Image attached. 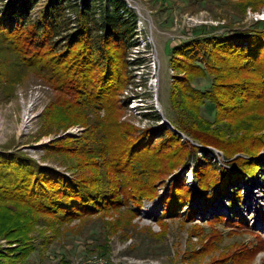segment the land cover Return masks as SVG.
<instances>
[{"label":"trees","instance_id":"16d2710c","mask_svg":"<svg viewBox=\"0 0 264 264\" xmlns=\"http://www.w3.org/2000/svg\"><path fill=\"white\" fill-rule=\"evenodd\" d=\"M235 1L243 10L264 4ZM67 9L75 14L72 29ZM136 22L124 0H0V97L3 85L11 83L3 91L11 97L14 77L33 71L59 93V103L49 109V123L64 129L85 127L77 138H66L74 146L50 144L65 149L57 153H64L60 164L66 171L41 164L19 149L0 150V235L14 244L0 250V264H16L36 249L30 237L39 219L34 216L64 224L121 207L137 215L128 202L140 206L145 199H155V178L166 174L172 176L163 187L162 214L179 215L182 207L209 191L202 193V171L210 165L224 168L205 147L221 151L229 168V158L257 155L264 145V19L256 18L244 28L226 25L222 32L197 34L171 46L175 78L170 100L183 111L176 128L201 148L181 140L164 124L135 134L117 121L118 95L132 82L129 62L140 66L144 60H127L128 49L138 44ZM197 78H208L209 85L196 87ZM203 109L212 111V119L201 115ZM100 110L104 116L95 120L83 113ZM144 115L159 119L152 112ZM66 154L79 160L73 162ZM165 156L172 160L161 170ZM84 168L90 172H81ZM182 169L193 171L196 189L185 183ZM194 214L191 205L184 216L192 220ZM217 220L223 219L217 216L210 222ZM219 236L213 231L210 241L215 244ZM262 244L257 241L217 264H244Z\"/></svg>","mask_w":264,"mask_h":264},{"label":"rangeland","instance_id":"374dc122","mask_svg":"<svg viewBox=\"0 0 264 264\" xmlns=\"http://www.w3.org/2000/svg\"><path fill=\"white\" fill-rule=\"evenodd\" d=\"M124 1L137 16L138 32V44L128 49L127 60L132 61L136 57L144 60L140 66L131 65L129 62L132 82L118 95V103L121 104L117 121L125 130L131 129L130 132L135 134L147 127L164 124L180 135L181 140L199 148L203 147L191 140L185 132L177 130L179 114L183 116V111L175 109L170 100L175 78L170 62L171 46L192 39L197 34L222 32L226 25L247 27L256 18L264 19V4L255 10L251 6L243 10L238 5L239 1L235 0ZM36 10L38 7L35 8L34 15ZM66 11L70 21L69 28L72 29L76 23L75 14L69 9ZM96 18L98 19V15ZM8 83L3 85L4 89ZM13 83L14 94L10 97L3 89L0 97V150L19 149L41 164L66 171L62 165L65 159L61 157L64 153H57L59 149H65L51 147L50 144L56 142L74 146L72 140L66 138H77L85 131V127L73 124L64 129L49 123V109L51 104L59 103V93L40 75L27 71L15 76ZM194 85L205 88L209 85V79L197 78ZM133 93L136 95L133 96ZM127 96L131 98L126 102ZM150 112L152 116L154 113L158 115L159 119H150L144 115ZM83 113L92 120L104 116L103 110ZM209 113L203 109L201 115L212 119V111ZM208 147L211 146L205 148ZM210 150L213 152V147ZM215 154L214 151V158ZM236 155L240 157L232 160ZM236 155L229 158V168L224 166L218 169L210 165L209 170L202 171V193L208 189L209 191L204 197L201 194L190 205L182 207L179 215L162 214V198L165 194L163 187L170 183L172 176L166 174L155 178L154 186L158 193L155 199H145L140 206H132L128 202L127 205L137 211V215L121 207L105 214H95L64 224L34 216L39 219L30 237L36 244V249L16 264H84L93 254L101 256L106 264H217L222 257L236 252L239 255L244 249L252 248L257 241L264 244V145L257 155ZM65 157L71 158L73 162L79 160H73V155L66 154ZM171 160L167 156L163 157L161 170ZM80 171L89 173L90 169L84 168ZM182 172L184 178L187 174L185 183L196 189L194 176L189 177L190 174L193 175V171L182 169L181 174ZM259 176L263 178L260 179L263 186L251 187L252 191L243 197L239 182L247 177ZM214 184L215 187H210ZM255 196L257 198L252 200ZM218 198L225 199L229 211L238 202L240 218L238 214L233 215L222 210L214 215L200 214L212 207ZM243 201L247 207L245 211L240 209ZM191 205L195 208L192 220L184 216ZM217 216L223 220L212 224L210 220ZM224 220L233 224H226ZM50 222L55 224L45 226ZM213 231L220 234L215 244L210 241ZM263 244L262 249L244 264H264ZM8 247H14V244H9L7 238L1 234L0 250ZM231 261L228 260L225 264H231Z\"/></svg>","mask_w":264,"mask_h":264},{"label":"built area","instance_id":"2783aa9c","mask_svg":"<svg viewBox=\"0 0 264 264\" xmlns=\"http://www.w3.org/2000/svg\"><path fill=\"white\" fill-rule=\"evenodd\" d=\"M207 149L210 150L211 147H208ZM210 151L212 152V150H210ZM214 151L216 153L215 154L216 155V158H214V160L216 161L217 165H219V166H226L227 160L224 158V156L222 155V153L219 152V151H217V150H215L213 148V152ZM260 159H262V158L260 157ZM260 179L263 180V178H261L260 176L258 178L257 177H247L246 179H244V180L242 179L239 182L240 191H242L243 197L245 195H247L249 192L252 191L251 187H254V186L255 187H260L261 186L262 187L263 186V181L260 180ZM248 197L245 198V199H248ZM245 199H244V201H245ZM244 201L240 205V209H242L243 211L247 210V207H245ZM239 203H240V200H239ZM238 206H239L238 202H235V205L232 207V210L229 211L228 204L226 205L225 199L224 198H218V200L215 201V203L213 204L212 207L210 206L209 208L206 209L205 212H201L200 214H205V215H211L212 214V215H214L219 210H222V211H228L229 213H233V215L238 214V216L240 218L241 215L239 214V211H238L239 210V207ZM262 213L264 214V209L262 210ZM258 226H259V228L263 229L260 225H258ZM84 264H106V262L98 254H93V255L89 256L84 261Z\"/></svg>","mask_w":264,"mask_h":264},{"label":"bare ground","instance_id":"6f19581e","mask_svg":"<svg viewBox=\"0 0 264 264\" xmlns=\"http://www.w3.org/2000/svg\"><path fill=\"white\" fill-rule=\"evenodd\" d=\"M186 175H187V174H186ZM186 175H185V176H186ZM189 177L193 178V175H191V176L189 175ZM186 179H187V177H186ZM256 198H257V196L253 197L252 200H254V199H256Z\"/></svg>","mask_w":264,"mask_h":264},{"label":"water","instance_id":"95a60500","mask_svg":"<svg viewBox=\"0 0 264 264\" xmlns=\"http://www.w3.org/2000/svg\"><path fill=\"white\" fill-rule=\"evenodd\" d=\"M173 130V129H172Z\"/></svg>","mask_w":264,"mask_h":264}]
</instances>
